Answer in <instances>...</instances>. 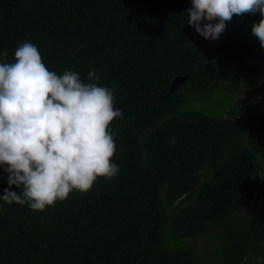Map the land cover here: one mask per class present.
I'll list each match as a JSON object with an SVG mask.
<instances>
[{
  "label": "trees",
  "instance_id": "trees-1",
  "mask_svg": "<svg viewBox=\"0 0 264 264\" xmlns=\"http://www.w3.org/2000/svg\"><path fill=\"white\" fill-rule=\"evenodd\" d=\"M190 2L0 0L3 62L31 42L123 112L108 126L117 175L43 211L0 201V264H264V109L239 96L264 81L261 13L212 40L185 20Z\"/></svg>",
  "mask_w": 264,
  "mask_h": 264
},
{
  "label": "clouds",
  "instance_id": "clouds-1",
  "mask_svg": "<svg viewBox=\"0 0 264 264\" xmlns=\"http://www.w3.org/2000/svg\"><path fill=\"white\" fill-rule=\"evenodd\" d=\"M255 12L261 18L251 31L264 47V0H191L185 20L216 40L234 14ZM6 56L0 52V167L8 187L0 201L43 211L73 190H90L98 176L117 175L108 126L123 112L114 107L113 90L83 83L75 71H50L31 42L15 50L14 62H3ZM88 79L99 77L90 71Z\"/></svg>",
  "mask_w": 264,
  "mask_h": 264
},
{
  "label": "rangeland",
  "instance_id": "rangeland-1",
  "mask_svg": "<svg viewBox=\"0 0 264 264\" xmlns=\"http://www.w3.org/2000/svg\"><path fill=\"white\" fill-rule=\"evenodd\" d=\"M239 96H242L247 101V110H262L264 109V81L257 79L254 82L246 83L242 88V92ZM259 204L257 205V207ZM256 207V208H257ZM197 243H202L201 239H197Z\"/></svg>",
  "mask_w": 264,
  "mask_h": 264
},
{
  "label": "water",
  "instance_id": "water-1",
  "mask_svg": "<svg viewBox=\"0 0 264 264\" xmlns=\"http://www.w3.org/2000/svg\"><path fill=\"white\" fill-rule=\"evenodd\" d=\"M186 77H177L172 85H171V89H170V93L174 91V89H176L178 87V85L185 79Z\"/></svg>",
  "mask_w": 264,
  "mask_h": 264
}]
</instances>
